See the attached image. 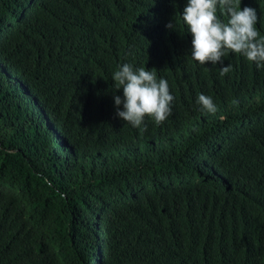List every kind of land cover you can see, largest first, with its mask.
Masks as SVG:
<instances>
[{"label":"trees","instance_id":"trees-1","mask_svg":"<svg viewBox=\"0 0 264 264\" xmlns=\"http://www.w3.org/2000/svg\"><path fill=\"white\" fill-rule=\"evenodd\" d=\"M186 4L0 0V264H264V68L194 61ZM125 63L167 80L163 124L116 115Z\"/></svg>","mask_w":264,"mask_h":264},{"label":"clouds","instance_id":"clouds-1","mask_svg":"<svg viewBox=\"0 0 264 264\" xmlns=\"http://www.w3.org/2000/svg\"><path fill=\"white\" fill-rule=\"evenodd\" d=\"M218 7L228 16L227 22L218 17ZM258 19L255 8L241 9V0H187L182 21L192 36V59L200 65L219 63L221 76L231 71V65L223 66L224 57L230 53L243 55L257 68H264V37L257 30ZM166 27L175 30V22ZM113 81L116 91L123 89V99L114 95L116 115L131 126L140 129L143 125L146 131V117L160 125L172 114L174 96L167 80H158L155 71L143 67L134 70L125 63L114 73ZM197 103L207 113L218 110L210 96L200 94Z\"/></svg>","mask_w":264,"mask_h":264}]
</instances>
